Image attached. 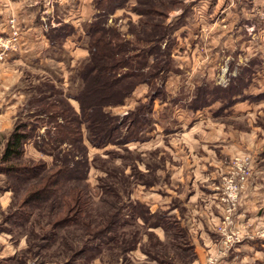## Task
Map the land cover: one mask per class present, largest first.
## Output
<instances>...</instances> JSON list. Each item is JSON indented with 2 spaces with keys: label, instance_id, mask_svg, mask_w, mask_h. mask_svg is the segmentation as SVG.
<instances>
[{
  "label": "rangeland",
  "instance_id": "rangeland-1",
  "mask_svg": "<svg viewBox=\"0 0 264 264\" xmlns=\"http://www.w3.org/2000/svg\"><path fill=\"white\" fill-rule=\"evenodd\" d=\"M134 2L131 0L126 8L108 19V24L115 25L126 36L138 21V16L130 10ZM180 3L168 12L167 23L173 31L169 70L163 81L167 98L153 105L152 128L148 129L152 131L145 141L134 142L126 149L88 148L84 156L88 162L87 175L83 182L74 185L84 189V196L86 193L89 221L86 228L71 225L74 229H54L52 223L61 216L66 201L62 202V198L36 206L23 204L28 220L19 226L4 225L3 216L12 205L19 207L31 185L17 181L14 190L9 187L7 177L0 174V223L6 228L0 232V246L17 251L18 263L21 260L23 264L65 263L69 247L81 246L87 232L94 234L100 230L106 214L118 213L125 207L123 213L132 211L133 215L127 219L128 224L115 230L120 236L118 244L113 241L96 255L95 261L88 259V264H139L135 258L139 253L131 256L134 262L130 259L129 250L136 247L147 252L151 260L187 264L190 251L177 247L187 239L175 237L172 229L148 227L144 216H151V211L159 209L190 216V209L199 207L200 198L207 197L205 201L217 206L214 212L220 214V221L227 218L224 224L215 226L213 240L224 239L217 233L219 226H224L234 238H240L218 264H264V182L261 181L264 178V0H181ZM94 13L93 0H0V156L14 127L23 124L31 138L23 147L22 163L53 162L50 154L56 152L50 145H45L43 152L35 147L44 137L46 118L43 125L41 121L35 125L36 109L30 107L39 98L37 88L47 91L55 86L70 98L71 106L77 111V103L71 98L81 87L78 72L87 58L86 30ZM49 27H60L70 33L55 38L58 41L52 46L45 36ZM240 67L251 70L244 89L245 96L250 98L245 97L220 111V102L195 112L188 108L197 86L206 83L224 87ZM156 82L159 83L158 79ZM149 90L146 84L138 85L131 100L109 111L125 115L133 108L134 101L143 99ZM69 150L64 145L59 154ZM72 152L75 160L82 158L80 150ZM245 156L250 158L252 174L238 192L233 190L238 181L236 166ZM66 192L62 191V196ZM229 195L237 198L235 203ZM194 196H199L195 203ZM49 231H56V242L43 240L42 236ZM130 242L131 248L122 251Z\"/></svg>",
  "mask_w": 264,
  "mask_h": 264
},
{
  "label": "trees",
  "instance_id": "trees-1",
  "mask_svg": "<svg viewBox=\"0 0 264 264\" xmlns=\"http://www.w3.org/2000/svg\"><path fill=\"white\" fill-rule=\"evenodd\" d=\"M130 1L93 0L95 13L86 30L87 58L78 72L81 87L71 98L77 103V111L71 106L70 98L56 90L55 86L49 87L47 91L41 88L36 90L39 98L30 108L36 109L33 116L37 123L35 125L40 121L43 125V118H46L44 121L47 128L41 143H36L35 147L43 152L44 146L50 145L52 151L56 152L50 154L53 162H37L31 165L22 163L23 147L31 138L30 133L25 132V125H16L8 136L0 156V174L7 177L9 187L14 190L17 181L31 186L27 187V196L19 207L12 205L7 215L3 216L4 225L17 223L15 225L19 226L28 220L23 204L36 206L62 198V202L66 201L63 202L61 216L52 223L55 225L54 229L70 228L71 225L86 228L89 222L86 215V193L84 196V189L74 184L83 182L87 175L88 162L84 156L87 155L88 148L105 151L112 146L126 149L134 142L145 141L147 134L152 131L148 129L149 126L152 128L153 105L155 101L164 102L167 98L163 81L169 70V43L173 31L172 25L167 23L168 12L179 7L181 0H134L130 10L138 16V21L133 30L126 32V36L115 25L108 24V19L116 11L126 8ZM60 27H49L45 32L52 46L58 41L55 38H64L70 33V30ZM250 78L251 70L240 67L224 87L202 83L195 88L188 108L195 112L220 102V111L244 100L245 97L250 98L244 94ZM156 79L159 83L154 84ZM140 84L148 85L150 90L143 99L134 101L132 109L123 116L109 111L111 108L123 107L133 98L134 91ZM64 145L70 150L59 154ZM73 150H80L82 158L75 160ZM62 191L67 192L62 196ZM127 207L131 210L129 202ZM124 208L118 213L106 214L100 230L94 234L87 232L88 237L81 246L75 249L69 247V257L63 264H88L87 262L97 259L96 255L113 244V241L117 245V237L120 236L115 234V230L118 226L128 224L127 219L133 215L132 211L131 214L123 213ZM170 217L167 212L158 210L151 216H144V219L148 227L172 229L175 237L185 240L183 230ZM150 219L152 222H148ZM4 225L0 223V232L6 229ZM56 235V231H49L42 237L44 241L52 243L56 242ZM184 244L188 248L186 242L179 243L177 247L182 249L181 245ZM131 246L130 242L127 247H122V251L129 250ZM187 248L185 250L190 251V247ZM185 250L182 249L184 252ZM19 263L23 264L22 260Z\"/></svg>",
  "mask_w": 264,
  "mask_h": 264
},
{
  "label": "crops",
  "instance_id": "crops-1",
  "mask_svg": "<svg viewBox=\"0 0 264 264\" xmlns=\"http://www.w3.org/2000/svg\"><path fill=\"white\" fill-rule=\"evenodd\" d=\"M156 102L162 103L160 101H155V103ZM153 111H154V108H153ZM218 170H219V167H218ZM261 181L263 183L264 178H262ZM254 184L255 186H257L255 181H254ZM246 196L247 195H245L244 197L246 198ZM198 199H199V196L195 197L194 203L197 202ZM200 199L202 201L201 202L202 204L199 207L194 206L193 209H190L191 210L190 216L185 215L186 218L184 214H182L181 216L177 214L178 211L175 212V214L174 213L170 214L173 211H170L169 213L167 212V215L171 216L172 218L175 216L173 219H175L177 223L179 224V226H181V229L183 230V235L187 239L186 243L188 245V248L190 247V253H191L190 261L187 264H205L204 256H206V259L209 256L216 257L218 258V263H220L222 259L227 257V255L223 257L219 253L220 252V241L216 242L215 239L213 240L214 238L213 233H215V226L220 222V214L214 212L217 206L214 205L212 201H211V204H209L210 202L208 203V201H205L207 200V197L205 200L203 198H200ZM212 204L213 206H215L213 207L214 209L211 208ZM160 210L161 209H159V211ZM155 211L156 210H153V212L151 211V213L153 214ZM156 229L161 230L162 228L158 227ZM0 247H1L0 248V264H19L17 262L18 258L16 256L17 251L15 250L12 251V249L9 246H0ZM181 247L183 250L187 248L185 245L183 246L181 245ZM216 250H218V254L216 253L214 254ZM134 253H139L140 255V256L135 257L137 258L136 260L139 262V264H171L167 262L161 263L156 260L149 259L146 256V254L140 250L139 247L130 251L131 262H134L131 258V256L134 255Z\"/></svg>",
  "mask_w": 264,
  "mask_h": 264
},
{
  "label": "built area",
  "instance_id": "built-area-1",
  "mask_svg": "<svg viewBox=\"0 0 264 264\" xmlns=\"http://www.w3.org/2000/svg\"><path fill=\"white\" fill-rule=\"evenodd\" d=\"M241 164L239 166H236L237 168V172H238V181L237 183L234 185L233 190H238V192L240 191V188L242 189L247 180L249 179V177L252 174V165H251V161L249 156H245V159L240 160ZM230 196V195H229ZM230 198L232 199L233 203L236 202L235 196L232 195L230 196ZM234 205V204H232ZM227 218H223L222 222L220 221L219 223L224 224L225 220ZM217 233L220 234V236L224 237V239L222 241H220V255L221 256H226L227 255V251L230 249V247L232 246V244L236 242H239L240 238L235 237L233 235H229L226 232V228L224 226H219ZM205 264H218V258L213 257V256H209L206 261Z\"/></svg>",
  "mask_w": 264,
  "mask_h": 264
}]
</instances>
